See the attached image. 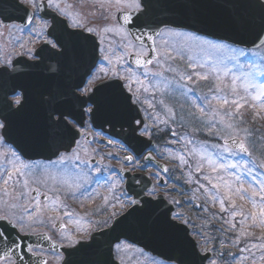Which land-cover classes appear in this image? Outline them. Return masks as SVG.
Listing matches in <instances>:
<instances>
[{
  "label": "snow or ice",
  "instance_id": "obj_1",
  "mask_svg": "<svg viewBox=\"0 0 264 264\" xmlns=\"http://www.w3.org/2000/svg\"><path fill=\"white\" fill-rule=\"evenodd\" d=\"M114 6L127 9L117 17L119 21L122 16L123 23L102 26L99 32L119 35L122 43L116 48L100 47L102 55L96 59V47L92 46L90 50L87 42L91 35L98 34L97 29L72 20L69 6L63 0H0V23L15 26L16 21H20L28 26L20 30L29 31L43 41L41 49L25 50L27 61L0 57V146H6L0 152V159L7 165L0 164L3 185L7 186L17 176L24 178L23 188L27 189L29 177L34 175L33 169L41 170L37 165L24 162V153L18 147V143H22L34 150L47 151L55 158L48 160V165L56 169L55 175L47 174L46 179L32 180V183H46L50 179L70 195L79 193L91 199L92 193L86 186L92 183L90 177L94 171L100 174L96 184L104 181L110 185L109 191L119 188L124 178H113L111 173L105 176L100 167H90L87 150L78 139L87 136L86 126L95 127L96 120L102 118L110 127L119 125L125 134L122 147L131 153L123 156L127 164L147 167L154 160L152 153L158 151L150 142L156 138L154 133L169 135L170 139L165 141L169 155L178 161L181 172L188 169L186 183L197 185L206 204H219L221 213L228 212L235 218L243 215L237 211L242 205H237L235 197L243 201L245 194H250L247 199L251 200L253 211L245 219L250 218L253 226L257 222L264 225V162L251 159L252 153L240 138V132H243L247 139L249 130L240 129L236 123L238 118L239 123H244L240 109L248 104L249 96L252 106L258 104L264 111V82L257 83L256 80L258 76L264 77V55L260 56L259 62L251 60L252 56L258 55L252 49L264 50V0H211L206 5L212 10L206 22L222 25L233 34L218 38H211L207 33L176 30L178 25L173 15L183 14L193 7L185 0H115ZM123 24L139 29L140 34L133 38L136 43L128 39ZM154 34L178 39L171 46L165 39L163 47L167 50L161 52L154 46ZM246 36L251 39H244ZM146 40L152 41L153 46L146 48ZM103 43L101 36L100 44ZM41 51H46L55 63L42 69ZM193 52L216 55L208 57L210 62L206 71L196 70L205 69L206 63L190 54L187 59L188 68L193 69L191 73L169 63L176 55L183 59L186 53ZM125 56L134 59L129 63ZM245 61L249 62L246 64ZM21 64L23 68L18 67ZM153 65L159 71L150 67ZM65 69L68 75H64ZM79 69H83L82 74L73 80L72 76ZM166 73H172V78ZM198 81L209 82L207 93L195 95L194 88L189 87ZM241 91L246 95H241ZM176 93L186 98L193 94V105L199 111V115L188 114L191 128L183 135L171 127L177 117L167 100ZM26 111L29 116L22 119ZM134 113H144L150 123H145ZM201 136L204 139L201 140ZM112 142L108 137V143ZM171 145H179V149H172ZM145 149L149 150V154L143 156L145 163L136 165ZM81 151L84 157L80 155ZM245 156L248 159H244ZM156 167L160 168L159 165ZM162 171L167 173L169 169L165 166ZM151 175L156 181L154 184L133 176L129 180L130 186L122 190L123 198L114 197L121 211H112L104 219L89 223L87 230L62 237L64 243L61 245H53L54 264H125V253L136 247L135 241L129 240L127 235L133 231L169 249L168 255L153 259L151 264H204L205 261L218 264L217 258L223 259V256L214 244L209 247L218 237L204 231L187 232L184 226L195 228V225L183 212L174 210L173 206L178 208L181 204L180 200L171 197L176 191L175 186L169 189L159 179L160 171ZM17 184H20L19 179ZM51 190L59 193L61 188ZM32 191L37 195L31 210L28 206L12 204V208L22 207L21 214L0 216V261L3 264H25L29 254H37L24 243L28 233L23 230L40 222L38 214L46 205L41 204L38 189ZM26 195L24 192L18 194L19 198ZM43 199L49 197L45 195ZM59 200L57 194L53 203ZM203 211L207 213L209 208L203 207ZM70 215L64 212V216ZM25 217L31 224L25 223ZM198 219L203 223V217ZM220 219L227 225L220 229L222 233L236 230V223L223 217ZM56 226L65 227L62 224ZM245 235L248 233L242 229L234 243L239 245L240 238ZM189 236L199 238L203 243L193 245ZM226 243L220 241V248H225ZM251 248L261 250L259 259L264 261V243H253ZM137 251L143 254L145 249L139 247ZM239 252H248L256 264L251 249L241 247ZM228 255L237 264L249 259V256L241 255L237 259L232 253ZM40 264L52 262L42 259Z\"/></svg>",
  "mask_w": 264,
  "mask_h": 264
},
{
  "label": "flooded vegetation",
  "instance_id": "obj_2",
  "mask_svg": "<svg viewBox=\"0 0 264 264\" xmlns=\"http://www.w3.org/2000/svg\"><path fill=\"white\" fill-rule=\"evenodd\" d=\"M92 1L94 0H63L64 4L69 6L68 11L71 13L72 20H79L83 24L94 27V22L87 21V17L81 16L82 11L85 10V5L83 3L87 4ZM26 27H28L26 24L24 26H19L17 23H15V26H12L10 24L2 25L0 23V57L7 56L14 60L19 58L22 61H27L28 57L24 54L27 48L36 50L42 48L43 41L40 38L34 37L29 31L20 30ZM40 55L44 61V63L41 65L42 69L46 65L55 63V60L50 59L46 51H41ZM65 71L66 69L64 70V75H66ZM80 72L81 71L79 69L78 74H80ZM72 79L75 80L77 77H72ZM157 111H159L158 108ZM26 113H28L29 116V112ZM142 115L145 123H150L146 115L144 113H142ZM24 118L26 119L27 117L24 116ZM86 131L87 136L78 137V139H80L81 144L83 145L84 149L87 150L88 154H111L109 156L114 157V162L122 161V155L127 153V151L124 147H122L121 143L114 141V144H111L110 146L109 152L104 151V146L100 143V141H104L105 137L108 138V136L105 134L103 135L101 132H97L102 134V137L97 142L95 137L96 131L92 130L91 126H86ZM154 136L156 138H153V141L160 137V133H154ZM5 148L6 146H0V152L4 151ZM93 149H97V151L93 152ZM61 151H63V149H61ZM70 151H72V148ZM25 152L27 155L24 156V162L37 165L41 170L36 171L33 169L34 175L29 177L30 183L27 189L23 188V177L14 176L13 179L9 181L7 186L3 185L2 180H0V216L6 213H15L20 215L22 212V207L12 208V204L28 206L31 210L34 207V198L37 195V193L33 192L32 189H38L40 202L42 205H46V207L41 213L38 214V219L40 221L38 223L31 224V221L25 217V223L31 224V227H26L23 231L28 233V236L33 234H42L47 239L50 238L48 240L52 241V244H50L52 247H49L45 244H39L35 246L31 242H24L29 247L34 248L37 253L36 255L29 254L28 258L25 260V264H40L42 259L45 261H50L52 264H54L55 257L53 255V245H61L64 243V241L61 239L62 237H66L69 234H76L78 230L81 229L87 230L89 223L104 219L112 211H121L114 197L123 198L121 196L123 187L120 182L121 186L119 188L115 189L114 191H108L109 195H104L102 192L105 190L102 186H96V184L93 185L91 183L90 185L86 186L88 191L92 193V198L89 199L86 195L82 196L79 193L76 195L68 194L64 187H61L50 179H48L46 183H32V180L46 179L47 174L55 175L56 169L48 165L49 158H55L50 157V153L47 151H34V149L26 146ZM152 154H155V152ZM80 155L84 157V152L81 151ZM0 164L7 167L2 159H0ZM18 179L20 180L19 185L17 184ZM54 187L61 188L59 193L51 190ZM5 188L7 190H5ZM21 192H24L27 195L24 198H19L18 194ZM173 193L174 195L171 197L181 201V204L178 208L174 206V210L183 212L185 218L189 219L192 224L195 225V228L187 226L190 233L194 231H204L207 235L219 233L220 229L224 226V221L220 219V217L224 216L218 214L215 211L218 206H211L210 203L206 204L202 197L179 196L176 195V191ZM57 194L59 195L60 200L58 203L54 204L53 201L55 200ZM45 195L49 197L48 200L43 199ZM14 197L16 198L14 199ZM105 197L108 198L107 201L105 200ZM114 204L116 205L115 208L112 207ZM196 205H201L202 207H196ZM203 207H208L209 211L205 213L203 211ZM65 211L71 213V215L64 216ZM199 217L204 218L203 223L200 219H198ZM61 224L65 227H54V225ZM194 239L197 245L198 243H203V241H200L197 238ZM137 248L139 247L136 246L125 253V264H151V261L154 258L145 254V252L141 254L139 251H137ZM57 251H59V249H57ZM0 264H3V262L0 261Z\"/></svg>",
  "mask_w": 264,
  "mask_h": 264
},
{
  "label": "rangeland",
  "instance_id": "obj_3",
  "mask_svg": "<svg viewBox=\"0 0 264 264\" xmlns=\"http://www.w3.org/2000/svg\"><path fill=\"white\" fill-rule=\"evenodd\" d=\"M102 3L101 2H99V3L94 2V3H87V4L83 3L85 5V10L82 11L81 16L87 17L86 18L87 21L94 22L95 25H93V26H94V28L97 29L98 36H99V34L100 35H107L108 36L107 39L111 38L110 42H114V40L116 41L115 43H111L110 46H112V47L119 46L122 43L121 36L114 35L113 33L104 34V33L99 32V29L104 24H107V23L109 24V22H111V23L109 25H106V26H116V25H112L113 18L111 17V11L109 10L111 8V5L109 4V2L108 3L106 2V4H105V2H102ZM112 4H113L112 6L115 5V0H113ZM101 5H103V7H101ZM116 8H118V7H116ZM119 8L125 9L123 7H119ZM181 32H186V31H181ZM165 39H167L169 41V46H171L173 44L174 40L178 39V38L161 37V39H160V46L161 47H159L158 42L156 43V46H158L160 48L161 52L167 50L163 47V44H162ZM252 52L258 53V55L251 57V60L256 61V62H259L260 56L264 55V50H258V51L256 50V51H252ZM173 54L175 55V53H173ZM189 54L193 55L194 57L199 59L201 62L206 63L205 69H196L198 71H206L207 70V63L210 62L208 60V57L212 56V55H216L215 53H209V54L200 53V52L186 53L183 59H181V57L179 55H177L178 56L177 59H175L174 61H170L169 63H172L174 67H177L181 71H186L188 73H191L193 71V69L188 68L189 61L187 59V56ZM248 62L249 61H245L246 64ZM229 66H231V65H229ZM154 68H155L154 71H159V68H157L156 66H154ZM166 75L170 79L173 76L172 73H166ZM256 80H257V83L264 82V77L258 76L256 78ZM199 83H203V82L198 81L195 84H190L189 87L194 88L195 95H203V94L207 93V90L204 91V89H203L204 86L200 85ZM208 83L209 82H205L206 85H208ZM240 94L246 95L243 91H241ZM184 99H185V97L181 96L179 93H176L175 95L171 96L170 99L167 100V103L170 106L174 107L175 112H176V117H177L176 123L171 125V127L174 128L178 133H180L182 135L185 134L186 131L190 130V128H191V121H190L188 114L189 113H195V111L193 110V108L191 106V104H193V99H194L193 94L190 93L189 96L187 97V99H185V100ZM251 103L252 102H251L250 96H249L248 104H246L243 108L240 109V113L243 117L244 123H239V118L237 119L236 123L239 124L240 129H248L249 130V134H248L247 139L245 138V135L243 132H240V138L242 140H244V142L246 143V146L249 148L250 152L252 153L251 159L257 161L258 163H262V162H264V153H263V155L259 154V153H261V151L259 149H261V148L264 149V129L257 128L254 130L252 128L250 122L256 121V123L260 124V122L258 121V118L261 120H264V111L261 110V107L258 104L256 107L251 109L250 108ZM187 105H188V107H187ZM181 109H183V110H181ZM196 110L198 111L197 107H196ZM232 111H235V109L233 108ZM257 111H258V113L259 112L261 113V114H257L259 116L258 118L255 115L257 113ZM244 117H246L248 120L246 121ZM182 125H184L185 127H182ZM254 131H262L263 134L260 133L257 136V138L254 139V133H253ZM200 139L202 140V139H204V137L201 136ZM170 147L172 149H179V145H172ZM258 154H259V156H258ZM173 155H175V152H173ZM158 157H159V159L161 158L160 160L162 162L165 161L164 163L167 165L168 169L170 167L178 166V161L172 159L171 156L169 155L168 147L167 148L162 147L161 151L159 152ZM140 162H136L135 164L136 165L142 164ZM138 168H140V167H138ZM147 169L149 170V172L151 171V173L157 172V168H155V169L147 168ZM161 190L164 191L163 188ZM254 250L255 249H252V251H254Z\"/></svg>",
  "mask_w": 264,
  "mask_h": 264
},
{
  "label": "water",
  "instance_id": "obj_4",
  "mask_svg": "<svg viewBox=\"0 0 264 264\" xmlns=\"http://www.w3.org/2000/svg\"><path fill=\"white\" fill-rule=\"evenodd\" d=\"M185 2L193 5V7L188 8L183 14L176 13L173 15L172 18L177 22L178 27L191 29L192 31L194 30V31H198V32L204 31V33H207L211 37H214V38L227 37V36L233 35L229 31H227V29L225 27H223L222 25H212V27L208 26V28H207V27H205L206 25L201 24V21H198L197 16H200V14H201L202 4L208 5L211 2V0H185ZM207 10L209 11V13L212 11L209 7ZM121 19L123 20L122 17H121ZM129 28L132 29L133 31H139V29L135 25H131ZM130 29H129V34L132 36V38H134L135 36L132 34ZM233 38L239 39L240 37L233 36ZM243 38L244 39H251V37H247V36L243 37ZM134 115L139 116L138 113H134ZM98 121L99 120L97 119L95 126H97ZM124 135L125 134L120 136L123 140H124ZM159 166H161V165L159 164ZM137 178L144 181L143 177L138 176ZM128 186H130L129 183H128ZM127 235H128L129 240L135 241L136 244L144 247L146 250L151 251V253H154L160 257H164V256L169 254V249L165 245H163V244H161L155 240L148 239V238L142 236L138 232H134V231L129 232Z\"/></svg>",
  "mask_w": 264,
  "mask_h": 264
}]
</instances>
